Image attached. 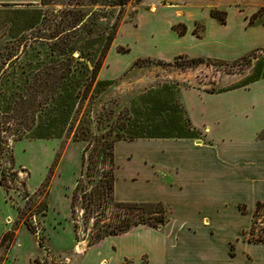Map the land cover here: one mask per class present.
Returning a JSON list of instances; mask_svg holds the SVG:
<instances>
[{
    "label": "rangeland",
    "instance_id": "rangeland-1",
    "mask_svg": "<svg viewBox=\"0 0 264 264\" xmlns=\"http://www.w3.org/2000/svg\"><path fill=\"white\" fill-rule=\"evenodd\" d=\"M167 4L0 2V264H76L96 233L94 213L102 211L103 220L111 222L119 211L112 206L120 201L114 192V139L154 137L167 132L179 113L186 118L181 87L209 91L264 71V46L237 63H208L206 57H220L207 54H142L132 66L133 60L119 53L134 38L140 43L152 34L148 13ZM258 17L264 21V11ZM125 25L134 26L122 32L130 41L109 52ZM202 25L197 22L195 32L201 33ZM173 28L178 32L181 26ZM196 56L204 59L192 61ZM103 199L111 206L98 205ZM238 207L251 217L227 201L209 220L220 255L226 256L227 242L236 243L237 236L248 240L240 228L250 218L252 224L256 203ZM172 208L167 207L165 227L180 211ZM254 221L256 234L264 233V208ZM120 240L93 245L87 259L115 260L123 249Z\"/></svg>",
    "mask_w": 264,
    "mask_h": 264
},
{
    "label": "crops",
    "instance_id": "crops-1",
    "mask_svg": "<svg viewBox=\"0 0 264 264\" xmlns=\"http://www.w3.org/2000/svg\"><path fill=\"white\" fill-rule=\"evenodd\" d=\"M167 1L148 13L153 30L150 36L140 43L137 38L122 39V32L134 27L125 25L109 52H116L112 49L115 45L130 41L125 53H119L125 61H134L142 54L168 58L180 53L236 59L264 46V21L259 17L250 20L264 6V0ZM213 9L224 11V21L211 14ZM162 10L166 14L160 17ZM197 22L203 24L201 33L195 32ZM176 24L185 26L183 33L173 28ZM179 95L194 133L118 138L113 143L118 199L160 200L172 212L173 204L180 209L173 216L174 222L170 227L140 223L126 232L107 235L89 245L76 264H264L262 241L237 236L236 243L227 242L226 256L218 254L209 223L227 201L251 217L238 204L253 208L258 200H264V136L260 135L264 131V77L222 91L181 87ZM250 224L251 218L246 228H240L241 234ZM112 237H119L123 246L115 260L87 259L90 247Z\"/></svg>",
    "mask_w": 264,
    "mask_h": 264
},
{
    "label": "trees",
    "instance_id": "trees-1",
    "mask_svg": "<svg viewBox=\"0 0 264 264\" xmlns=\"http://www.w3.org/2000/svg\"><path fill=\"white\" fill-rule=\"evenodd\" d=\"M126 0H118V3H125ZM264 11V6L260 7L253 15L251 16V21H253L255 18H257L259 15H261ZM211 14L215 17H217L219 20L224 21V11L218 10V9H213L211 11ZM181 26L179 32L183 33L185 30V26L183 24H176L175 27ZM109 42H106V45L104 46L107 47ZM256 51V49H252V51H249L248 53L244 54L241 58H236L232 60V63H237L238 61L244 60L250 56ZM180 55H177V57ZM204 58L202 56H196V57H191L192 61H202ZM206 62L212 63V64H225L228 61L226 59H211L210 57L205 58ZM139 59H135L132 62V66L138 63ZM98 64V63H97ZM95 65V69L96 66ZM94 69V70H95ZM261 77H264V71L262 73H252L248 78L244 81H242L240 84H232L226 87H218V88H211L208 89L209 91H222L228 88L236 87V86H241V85H246L254 80H257ZM180 109L182 108L181 106L179 107ZM194 133V130L191 128L190 123L186 118L182 117V114L179 113V115L174 118L173 122L168 123V131H158L157 134H151L153 136H186V135H191ZM124 138V137H123ZM128 138H134V137H128ZM118 139V138H116ZM114 139V141L116 140ZM114 143V142H113ZM5 174V171L1 169V178ZM111 206L107 205L108 201L106 199H103V201H99L98 205L101 206ZM114 207H116L119 211L117 215H114L116 218L111 221V222H106L102 218V211H96L94 213L95 221L94 224L97 226L96 228V233L93 237V239L88 241V244H94L101 240L103 237L107 235H112V234H118V233H123L126 232L130 227L136 224H147L150 226H158L162 223L165 222L167 219V207L165 204L160 201V200H151V201H116L112 203ZM90 205V204H89ZM242 210L245 208L241 206ZM264 208V200H258L256 202V207L253 213V220L252 224L248 229L244 230V234L248 233V240L249 241H262L264 242V233H258L256 234V222L254 221V215L259 213V211ZM91 211L96 210L95 207H90ZM101 221V223H100ZM7 232L4 233L3 237L6 235Z\"/></svg>",
    "mask_w": 264,
    "mask_h": 264
}]
</instances>
